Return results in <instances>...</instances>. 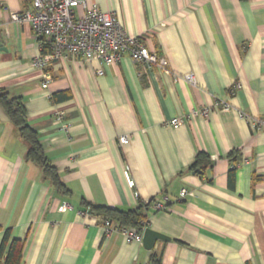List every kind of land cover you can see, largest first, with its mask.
Returning a JSON list of instances; mask_svg holds the SVG:
<instances>
[{"label":"crops","instance_id":"0c3cea01","mask_svg":"<svg viewBox=\"0 0 264 264\" xmlns=\"http://www.w3.org/2000/svg\"><path fill=\"white\" fill-rule=\"evenodd\" d=\"M79 1L115 12L167 72L127 55L110 66L70 56L34 70L38 38L11 19L28 3L0 0V88L20 98L68 191L27 159L0 107V245L7 231L22 242V264H151L153 254L160 264H264V126H254L264 121V0ZM204 107L207 117L193 115ZM199 154L208 163L198 171ZM63 202L72 209L61 211ZM87 204L141 207L145 228L168 239L148 250L106 235Z\"/></svg>","mask_w":264,"mask_h":264},{"label":"built area","instance_id":"2783aa9c","mask_svg":"<svg viewBox=\"0 0 264 264\" xmlns=\"http://www.w3.org/2000/svg\"><path fill=\"white\" fill-rule=\"evenodd\" d=\"M26 2L27 9L21 13H13L11 19L18 24L29 25L34 36L38 39L44 38L48 45V52L44 53V47L39 43V52L30 62V68L34 70L44 71L53 62L70 56L110 66L119 63L121 58L127 55L135 63L147 67L157 66L167 72V62L145 47L140 38L128 36L115 12L101 11L96 6L79 0H26ZM78 8L81 10L79 15ZM97 74L102 75L103 72L98 70ZM184 79L195 84L191 75L185 76ZM46 87L47 82H44L42 88ZM238 88L240 85L234 84L229 94L234 95ZM214 106L220 111L230 108V105L222 101L216 102ZM210 111V108L204 107L193 112V115L207 117ZM55 117L56 121L62 124L61 128L67 131L68 125L63 124V113L58 112ZM168 124L177 129L181 125V120L174 118ZM254 126H264V121H256ZM127 143V136L119 138L120 145ZM124 175L129 187L132 188L134 183L129 180L128 172L126 171ZM180 195L186 196V190H181ZM153 206L156 211L165 208L162 202ZM71 209L68 203H62L61 211ZM100 227L106 235L116 231L128 241L142 242V233L132 228L115 226L109 220L100 222Z\"/></svg>","mask_w":264,"mask_h":264},{"label":"trees","instance_id":"16d2710c","mask_svg":"<svg viewBox=\"0 0 264 264\" xmlns=\"http://www.w3.org/2000/svg\"><path fill=\"white\" fill-rule=\"evenodd\" d=\"M38 42L43 45V52H48V45L44 38H39ZM0 107L4 110L10 122L17 129L19 137L27 144V159L41 167L44 178L49 180L58 191H61L64 194L68 193L66 188L60 182L56 169L46 159L43 150L38 143L36 133L27 125L25 109L20 98L10 97L4 89L0 88ZM206 159L207 156L203 154L197 155L191 169L199 171L202 164L208 163ZM86 208L89 209V213L101 217L102 221L109 220L112 224L114 223L115 226L121 228H133L139 233L145 229L146 219L141 212V207L129 211H119L104 206L87 204ZM22 253V242L17 240L9 241V232H5L0 245L1 264H22ZM4 254L5 257H3ZM150 261L151 264H160L161 262L160 258L154 254L150 257Z\"/></svg>","mask_w":264,"mask_h":264},{"label":"water","instance_id":"95a60500","mask_svg":"<svg viewBox=\"0 0 264 264\" xmlns=\"http://www.w3.org/2000/svg\"><path fill=\"white\" fill-rule=\"evenodd\" d=\"M164 239H168V238L160 233L151 230L150 228H145L142 232V243L143 246L148 250L153 248L154 243L157 240H164Z\"/></svg>","mask_w":264,"mask_h":264}]
</instances>
